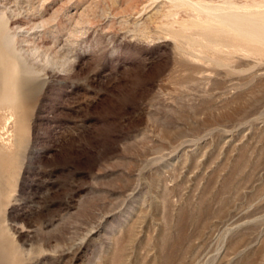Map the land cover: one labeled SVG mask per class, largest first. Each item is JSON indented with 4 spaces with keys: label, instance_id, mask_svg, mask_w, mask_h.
<instances>
[{
    "label": "rangeland",
    "instance_id": "rangeland-1",
    "mask_svg": "<svg viewBox=\"0 0 264 264\" xmlns=\"http://www.w3.org/2000/svg\"><path fill=\"white\" fill-rule=\"evenodd\" d=\"M0 264H264V0H0Z\"/></svg>",
    "mask_w": 264,
    "mask_h": 264
},
{
    "label": "bare ground",
    "instance_id": "bare-ground-1",
    "mask_svg": "<svg viewBox=\"0 0 264 264\" xmlns=\"http://www.w3.org/2000/svg\"><path fill=\"white\" fill-rule=\"evenodd\" d=\"M231 21H233V20H231ZM237 21H238V20H237ZM220 22H221V21H220ZM222 22H223V21H222ZM230 23H231V22H230ZM237 23H238V22H237ZM247 23H248V22H247ZM255 23H256V22H255ZM255 23H254V24H255ZM227 24H228V23H227ZM232 24H233V23H232ZM235 24H236V21H235ZM250 24H252V23H250ZM250 24H249V25H250ZM254 24H253V25H254ZM225 25H226V24H225ZM236 25H237V24H236ZM247 25H248V24H247ZM257 25H258V24H257ZM226 26H228V25H226ZM229 26H230V25H229ZM255 26H256V24H255ZM241 27H242V26H241ZM241 27H240V28H241ZM262 27H263V25H262ZM238 28H239V27H238ZM240 28H239V29H240ZM254 28H256V27H254ZM241 29L243 30V28H241ZM237 30H238V29H237ZM245 30H246V29H245ZM249 30H251V31H248V34L246 33L247 36L250 34L251 37L255 36V37H253V38L256 39V36L258 35V32H259V31L257 32V30H260V29H257V30L255 31L254 29L250 28ZM243 31H244V30H243ZM260 34H261V33H260ZM260 34H259V35H260ZM259 35H258V37H259ZM242 36H243V35H242ZM262 36H263V34H262ZM259 38H260V37H259ZM259 38H257V39H259ZM248 39H249V38H248ZM260 39H262V37H261ZM260 39H259V40H260ZM250 40H251V39H250ZM253 40H254V39H253ZM256 41H257V40H256ZM260 42H261V41H260ZM6 95H7V94H6ZM2 96L5 97V95H2Z\"/></svg>",
    "mask_w": 264,
    "mask_h": 264
}]
</instances>
